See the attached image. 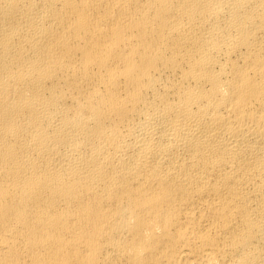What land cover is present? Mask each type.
<instances>
[{
    "label": "bare ground",
    "instance_id": "obj_1",
    "mask_svg": "<svg viewBox=\"0 0 264 264\" xmlns=\"http://www.w3.org/2000/svg\"><path fill=\"white\" fill-rule=\"evenodd\" d=\"M0 264H264V0H0Z\"/></svg>",
    "mask_w": 264,
    "mask_h": 264
}]
</instances>
